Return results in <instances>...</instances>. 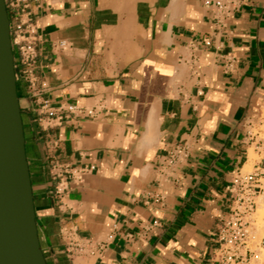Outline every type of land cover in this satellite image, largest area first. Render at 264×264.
I'll return each instance as SVG.
<instances>
[{"label": "crops", "instance_id": "obj_1", "mask_svg": "<svg viewBox=\"0 0 264 264\" xmlns=\"http://www.w3.org/2000/svg\"><path fill=\"white\" fill-rule=\"evenodd\" d=\"M28 1L36 56L30 77L15 74L46 263L221 264L226 187L264 106V0L230 13L206 0ZM177 145L186 154L170 162Z\"/></svg>", "mask_w": 264, "mask_h": 264}, {"label": "water", "instance_id": "obj_2", "mask_svg": "<svg viewBox=\"0 0 264 264\" xmlns=\"http://www.w3.org/2000/svg\"><path fill=\"white\" fill-rule=\"evenodd\" d=\"M0 264H47L37 234L5 0H0Z\"/></svg>", "mask_w": 264, "mask_h": 264}, {"label": "built area", "instance_id": "obj_3", "mask_svg": "<svg viewBox=\"0 0 264 264\" xmlns=\"http://www.w3.org/2000/svg\"><path fill=\"white\" fill-rule=\"evenodd\" d=\"M238 0H206L221 10L230 13L237 7ZM9 17L11 46L14 53V63L20 64L24 77L31 76L34 66L37 39L36 26L29 11L28 0H5ZM11 13V14H10ZM203 44H210L209 38ZM83 113L92 115L91 109H84ZM49 117L60 118V114L53 110H46ZM184 145H177L170 153L168 160L174 162L178 156L186 154ZM85 168H78L71 172L72 177L80 181L85 174ZM229 195L228 209L220 219L217 227V242L221 264H250L255 251L248 242V227L254 212L258 197L264 195V170L256 168L247 172H238L226 187ZM156 223V221L154 222Z\"/></svg>", "mask_w": 264, "mask_h": 264}, {"label": "rangeland", "instance_id": "obj_4", "mask_svg": "<svg viewBox=\"0 0 264 264\" xmlns=\"http://www.w3.org/2000/svg\"><path fill=\"white\" fill-rule=\"evenodd\" d=\"M247 131L251 137L249 139V163L243 167L242 172L251 171L255 168L253 166V162L256 159H259V157L255 153L254 148L264 146V106L260 112L259 118L250 126H248ZM258 198L263 200L264 195H261ZM257 204L254 212L251 215L250 225L248 227L249 236L247 244L255 251V255L252 256L250 264H264V214L261 218V222H257V218L255 217ZM256 223H258V226Z\"/></svg>", "mask_w": 264, "mask_h": 264}, {"label": "bare ground", "instance_id": "obj_5", "mask_svg": "<svg viewBox=\"0 0 264 264\" xmlns=\"http://www.w3.org/2000/svg\"><path fill=\"white\" fill-rule=\"evenodd\" d=\"M257 202H258V204H257V210L255 211V215H256L255 217L257 218V222H261V218L264 214V199L263 200L259 199V200H257ZM256 224L258 226V223H256Z\"/></svg>", "mask_w": 264, "mask_h": 264}]
</instances>
